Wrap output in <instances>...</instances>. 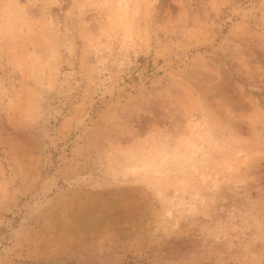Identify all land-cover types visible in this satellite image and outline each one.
Returning <instances> with one entry per match:
<instances>
[{
    "label": "rangeland",
    "instance_id": "rangeland-1",
    "mask_svg": "<svg viewBox=\"0 0 264 264\" xmlns=\"http://www.w3.org/2000/svg\"><path fill=\"white\" fill-rule=\"evenodd\" d=\"M0 264H264V0H0Z\"/></svg>",
    "mask_w": 264,
    "mask_h": 264
}]
</instances>
